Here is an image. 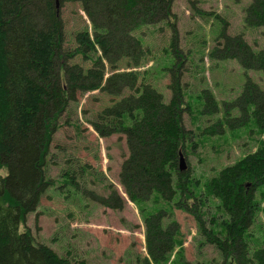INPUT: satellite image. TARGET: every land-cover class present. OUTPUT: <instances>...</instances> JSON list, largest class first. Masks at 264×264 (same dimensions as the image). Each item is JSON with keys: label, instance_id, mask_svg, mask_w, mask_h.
<instances>
[{"label": "trees", "instance_id": "obj_1", "mask_svg": "<svg viewBox=\"0 0 264 264\" xmlns=\"http://www.w3.org/2000/svg\"><path fill=\"white\" fill-rule=\"evenodd\" d=\"M55 1L0 0V264H72L49 247L36 244L30 231H21V226L49 185L44 170L47 156L69 103L76 102L81 93L103 91L119 96L124 88L135 95L103 110L91 126L102 138L125 137L128 155L120 167L119 183L126 199L109 186L108 195L96 201L121 211L127 200L142 212L150 201L170 204L177 199L174 205L192 214L200 234L223 257L236 264H264V246L250 253L248 242V229L264 200V142L221 169L202 189L190 178L189 168L178 171V154L183 156L185 149L193 150L196 144L193 133L183 127L189 109L181 84L186 62L176 47V27L170 23L175 17L174 0H57L58 8ZM64 3L79 4L91 27V32L77 33L72 51L62 48L59 7ZM244 12L247 27L264 28V0H252ZM213 21L221 22L223 31L215 35L218 41L209 57L222 62L234 59L246 73L260 72L264 81V50L254 52L242 36L226 34L224 20L214 17ZM163 22L172 29L169 52L175 56L174 64L166 69L168 103L150 85L136 87V73L117 72L120 61L136 68L144 57V46L133 32ZM76 55L92 66L85 69L72 63ZM203 94L207 101L203 110L217 112L213 95ZM235 107L243 118L237 119L235 129L227 122L228 130L245 128L251 117L253 130L264 133V87L247 78ZM228 113L227 105L218 126H224ZM210 205H216V210L205 213L203 209ZM218 212L224 215L220 222ZM166 213L159 208L143 220L145 249L152 264H166L178 243L176 224H164ZM143 264L150 263L144 260Z\"/></svg>", "mask_w": 264, "mask_h": 264}, {"label": "rangeland", "instance_id": "obj_2", "mask_svg": "<svg viewBox=\"0 0 264 264\" xmlns=\"http://www.w3.org/2000/svg\"><path fill=\"white\" fill-rule=\"evenodd\" d=\"M251 1L174 0L173 3L175 17L170 23L176 27V47L186 62L181 84L184 105L187 104L185 106L189 109L184 113L183 127L193 133L192 142L196 144V148H187L182 154L190 178L198 181L201 189L221 169L252 153L259 142H264V133L253 130L251 117L245 128L230 131L225 126L230 122L235 129L238 127L235 125L237 119L243 118L235 102L246 79L263 88V76L258 71L246 73L234 59L222 62L209 57L218 41L215 35L223 31L221 22H211L214 17L226 22L228 36H242L254 52L264 50V28H250L245 24L244 11ZM59 16L64 33L62 48L64 51L75 50V36L86 29L91 32L90 23L79 4L64 3L59 7ZM171 30L168 22H163L134 31L133 35L144 46V57L136 68H128L125 60L117 65L119 73H136V87L150 85L162 94L165 103L170 99V77L166 69L175 60L174 51L169 52ZM166 60L171 63L167 64ZM72 63L85 69L92 66L91 61H82L80 55H76ZM105 72H110L106 63ZM203 92L212 94L218 102L217 112L211 114L203 110L207 104ZM130 95L135 93L128 88H124L119 96L94 91L81 93L76 102L69 103L59 120L60 127L47 156L44 170L49 185L35 212L25 218L21 231L28 229L36 244L49 247L72 264H143L144 260L152 264L145 249L143 220L148 213L163 208L167 212L164 224L174 222L178 229V243L173 246L166 264H236L204 239L192 214L174 205L177 199L170 204L161 200L156 204L150 201L147 210L142 212L127 200L121 211L105 208L96 201L95 198L108 195L109 186L126 199L119 183V172L128 153L123 135L112 134L102 138L93 130L91 123L103 110ZM227 105L229 115L226 123L218 126ZM210 129L215 133H208ZM1 174L4 175L3 172ZM191 203L187 202L188 205ZM260 207L248 229L250 253L264 246V200ZM215 210L216 205L203 209L205 213ZM217 215L220 222L224 215L222 212ZM206 218L208 220V216ZM179 257L181 261L177 263Z\"/></svg>", "mask_w": 264, "mask_h": 264}, {"label": "water", "instance_id": "obj_3", "mask_svg": "<svg viewBox=\"0 0 264 264\" xmlns=\"http://www.w3.org/2000/svg\"><path fill=\"white\" fill-rule=\"evenodd\" d=\"M55 7L58 8V3L57 0L55 1ZM179 155V159H178V171L180 173L184 172L187 170V164L185 162L184 157L181 155V153L178 154Z\"/></svg>", "mask_w": 264, "mask_h": 264}]
</instances>
